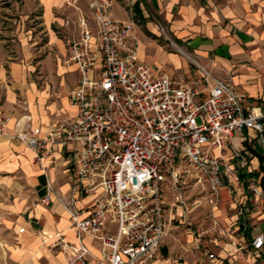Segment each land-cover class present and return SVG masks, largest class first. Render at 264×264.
I'll return each instance as SVG.
<instances>
[{
	"label": "built area",
	"instance_id": "built-area-1",
	"mask_svg": "<svg viewBox=\"0 0 264 264\" xmlns=\"http://www.w3.org/2000/svg\"><path fill=\"white\" fill-rule=\"evenodd\" d=\"M79 1L66 0L78 13L65 21L75 27L67 40L66 60L78 73L68 95L74 115L49 123L40 134L24 113L9 134L34 153L43 170V159H52L55 152L66 154L77 177L69 193L59 197L75 240L56 232L44 240L49 252L61 255L62 264H152L164 238L181 226L193 238L188 253L199 261L171 264H218L198 239L206 232L239 253L249 248L258 255L264 233L257 231L248 246L220 224L215 210L224 188L237 199L246 184L251 204L264 199L246 156L234 146L230 156L225 152L234 132H264V111L245 107L244 94L209 71L203 70L192 84L158 72L140 60L134 23L113 17L112 0H85L88 15ZM11 120L0 114V133ZM191 185L204 195L190 200ZM89 193L94 196L83 209L77 205L78 194ZM166 193H171L170 201ZM40 202L48 204V196ZM243 203L238 214L248 210ZM202 205L203 218L210 222L205 230L187 219ZM26 209L36 211L35 203ZM86 235L99 240V254L85 244Z\"/></svg>",
	"mask_w": 264,
	"mask_h": 264
},
{
	"label": "crops",
	"instance_id": "crops-1",
	"mask_svg": "<svg viewBox=\"0 0 264 264\" xmlns=\"http://www.w3.org/2000/svg\"><path fill=\"white\" fill-rule=\"evenodd\" d=\"M78 6L89 14L85 0H80ZM21 7L22 18L30 20V24L23 26L14 20V25L0 20V43L14 31L20 42L31 45L30 54L44 50L37 65L44 72L46 81L41 87L34 80L26 85V70L14 62L7 67L0 62V91L3 94L0 114L12 118L6 132L0 133V186L15 193L13 201L5 203V210L16 214L14 231L20 240V251L25 253L24 261L28 264H62L61 255L51 254L44 240L56 232H61L70 241L75 240L59 197L69 193L77 177L66 154L55 152L52 159H43L47 165L43 170L34 153L9 134L13 122L24 113L30 116L32 127L40 134L49 123L74 115L68 96L61 94L66 89L69 94L77 84L76 66L66 62L67 40L73 36L75 27H67L65 21L74 19L78 12L68 6L66 0H24ZM111 13L116 19L131 20L137 37L169 56L172 67L164 72L175 81L192 84L199 80L203 70L209 71L213 76L229 80L237 92L244 94L245 107L259 106L264 111V0H112ZM35 18L38 20L32 22ZM8 27L13 29L9 31ZM158 39H163L166 45L158 44ZM38 41H41L40 45H37ZM167 46L170 51L165 48ZM144 49L140 41L139 58L146 62ZM14 87L22 88L24 104L17 101ZM263 139L264 132L243 129L234 132L225 143L226 155H231V146L239 149L246 156L251 173L258 172L260 180L263 174L259 172L261 159L257 153L264 155ZM48 182L51 188H48ZM245 186L237 199L222 189L221 204L215 215L234 239L249 246L257 231L264 233V199L251 204L249 199L252 198ZM45 196L49 198L48 204L40 202ZM93 196L94 193L78 194L77 205L86 209ZM33 203L36 211L26 209ZM241 203L247 205L248 210L238 214L237 206ZM204 222L201 228L194 227L205 230L210 222L207 219ZM175 233L176 230L172 231V237ZM182 233L185 244L180 245L181 254L178 257L161 254L166 236L159 247V257L152 264H171L173 260L199 261L187 251L192 246V236L183 230ZM198 239L203 249L216 255L218 264H264V247L258 255H253L249 248L243 253L237 252L228 241L213 238L210 232ZM84 242L92 252L100 253L98 239L86 235Z\"/></svg>",
	"mask_w": 264,
	"mask_h": 264
},
{
	"label": "rangeland",
	"instance_id": "rangeland-1",
	"mask_svg": "<svg viewBox=\"0 0 264 264\" xmlns=\"http://www.w3.org/2000/svg\"><path fill=\"white\" fill-rule=\"evenodd\" d=\"M24 0H0V20L3 22H9L11 24H17L20 21L21 25H28L30 24V20H25L22 18L23 12L21 10V6L23 5ZM6 10V11H4ZM15 20V23H14ZM38 19H33L32 22ZM4 25V23H3ZM13 28L8 27V30L11 31ZM138 38V51L140 48V41L144 44V53L146 54L145 61L148 64H151L155 67H158L161 73H165L169 67H172V62H170L169 56L162 52L160 49L156 48L152 44H147L144 40ZM41 41H38L37 45H40ZM157 43L160 45H166L163 39H158ZM30 44L22 43L19 41L18 36L13 32H11L6 40L0 43V62L5 63L6 67L11 66V62L17 63L21 66L22 69L26 70L25 75V83L26 85L29 84L32 80L36 81V85L41 87L44 85L46 78L44 72L41 70L40 66L37 65V61L42 58L45 54L44 50H41L34 54H30V50H32ZM170 51V47H165ZM8 79H12L11 76ZM25 85V86H26ZM63 87V86H61ZM60 88V86H58ZM16 92L17 101L21 103H25V97L22 96V88L21 87H14ZM71 89V88H70ZM69 89L64 90L61 95H69ZM61 93V92H60ZM2 92L0 91V100H2ZM166 199L168 201L171 200L172 195L171 193H166ZM229 194V193H228ZM204 195V192L201 190L200 187L196 185H191V187L187 191V196L190 200L194 197H201ZM15 198V193L10 191V189L6 187L0 186V264H28L27 261H24L25 253L24 251H20V240L18 235H16L14 231L15 225V217L16 214L10 211H6L5 203L12 202ZM221 198L218 207H220ZM263 203L261 202L260 205ZM206 210V206L202 205L200 208L193 209L191 212L187 214L188 222L192 226H197L201 228L203 225L202 223L205 221L203 219L204 211ZM217 210H215L216 212ZM204 222V223H205ZM174 225H177L174 222ZM207 227V226H206ZM203 227V228H206ZM177 228V227H175ZM174 228V229H175ZM180 230L175 229L176 233L174 234V238L171 235L166 237L165 242L163 243V247L161 248V254L163 256L170 255L172 257H178L181 254V244H185V236L182 233L181 226L179 227ZM30 264V263H29Z\"/></svg>",
	"mask_w": 264,
	"mask_h": 264
},
{
	"label": "trees",
	"instance_id": "trees-1",
	"mask_svg": "<svg viewBox=\"0 0 264 264\" xmlns=\"http://www.w3.org/2000/svg\"><path fill=\"white\" fill-rule=\"evenodd\" d=\"M255 151V150H253ZM257 153V152H256ZM259 155V158L261 159V164H260V169L259 172H262V177H261V184L264 187V155H261L259 153H257ZM258 172H254V174H257Z\"/></svg>",
	"mask_w": 264,
	"mask_h": 264
}]
</instances>
